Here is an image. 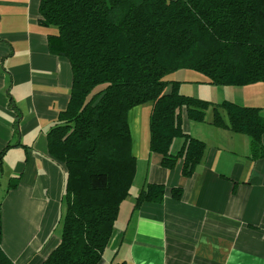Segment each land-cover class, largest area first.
<instances>
[{
  "label": "trees",
  "instance_id": "1",
  "mask_svg": "<svg viewBox=\"0 0 264 264\" xmlns=\"http://www.w3.org/2000/svg\"><path fill=\"white\" fill-rule=\"evenodd\" d=\"M39 12V25L53 28L51 54L66 58L73 72L68 106L48 133L49 153L65 172L60 243L41 264H105L137 172L129 125L136 107L151 105L150 152L167 169L181 163L185 178L207 145L185 132L184 119L203 123L210 107L212 125L248 136L250 158H264L263 108L183 95L180 82L166 79L190 69L208 85L264 83V0H41ZM176 138L184 145L172 154ZM166 192L147 184L135 209L163 204ZM171 193L179 199L183 189ZM1 240L0 264H15Z\"/></svg>",
  "mask_w": 264,
  "mask_h": 264
},
{
  "label": "crops",
  "instance_id": "2",
  "mask_svg": "<svg viewBox=\"0 0 264 264\" xmlns=\"http://www.w3.org/2000/svg\"><path fill=\"white\" fill-rule=\"evenodd\" d=\"M40 3L0 0L1 245L15 264H41L60 243L65 172L49 153L48 133L68 106L73 72L50 52L53 28L39 25ZM213 90L208 99L215 103L264 109V83ZM148 107L129 113L133 187L140 193L163 184L167 192L163 204H134L127 217L122 204L105 264H264V158H250L249 137L185 117V132L207 145L196 173L185 178L181 163L167 169L150 152ZM183 145L176 138L172 154ZM175 188L183 189L179 199L171 195Z\"/></svg>",
  "mask_w": 264,
  "mask_h": 264
},
{
  "label": "rangeland",
  "instance_id": "3",
  "mask_svg": "<svg viewBox=\"0 0 264 264\" xmlns=\"http://www.w3.org/2000/svg\"><path fill=\"white\" fill-rule=\"evenodd\" d=\"M18 10H22V9H18ZM166 79L180 82L181 84L179 85V90L183 95L191 96L189 95L190 92H197V93H200L202 96L201 97L193 96V97L208 100L209 102L215 103L212 101V99H208V98H211L213 96V93H214L213 89L217 86L206 85L204 81H206L207 76L201 72L190 70V69H182V70H178V71L168 74L166 76ZM185 92H189V93H185ZM148 106L151 107L150 104L144 105V107L149 108ZM149 117H150V111L148 114V119ZM213 118H214V111H213V108L210 107L206 112L205 122L208 120H211L212 122ZM192 137H194V135ZM181 139L183 140V143H184V139L183 138ZM131 193L133 196H130L123 204V208L121 211V217H127V215L130 212L131 206L135 204L136 197L139 194L134 189V187L131 189ZM57 232H58L57 234H59V230H57Z\"/></svg>",
  "mask_w": 264,
  "mask_h": 264
},
{
  "label": "water",
  "instance_id": "4",
  "mask_svg": "<svg viewBox=\"0 0 264 264\" xmlns=\"http://www.w3.org/2000/svg\"><path fill=\"white\" fill-rule=\"evenodd\" d=\"M0 235H1V224H0Z\"/></svg>",
  "mask_w": 264,
  "mask_h": 264
}]
</instances>
